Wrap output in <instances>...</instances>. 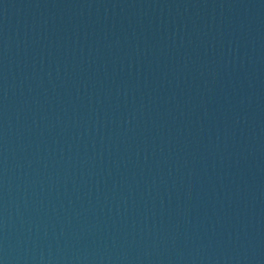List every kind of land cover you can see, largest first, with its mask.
Segmentation results:
<instances>
[{"label": "water", "instance_id": "1", "mask_svg": "<svg viewBox=\"0 0 264 264\" xmlns=\"http://www.w3.org/2000/svg\"><path fill=\"white\" fill-rule=\"evenodd\" d=\"M0 264H264V0H0Z\"/></svg>", "mask_w": 264, "mask_h": 264}]
</instances>
